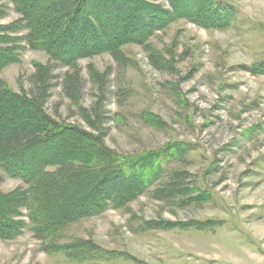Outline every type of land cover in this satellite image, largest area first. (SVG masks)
<instances>
[{
	"label": "rangeland",
	"instance_id": "obj_1",
	"mask_svg": "<svg viewBox=\"0 0 264 264\" xmlns=\"http://www.w3.org/2000/svg\"><path fill=\"white\" fill-rule=\"evenodd\" d=\"M57 1L47 0L46 5L54 8ZM151 1L169 8L167 0ZM213 2L226 15L225 28L206 29L178 19L149 39L165 61L164 69L150 65L147 51L133 44L123 48L130 63L121 74L108 53L78 61L86 81L84 107H90L95 92L87 66L112 70L104 147L125 167L139 160L158 166L159 178L187 170L192 194H205L202 203L177 208L171 215L143 195L128 205L130 212L108 208L71 223L61 232V241L87 243L81 261L44 251V243L30 230L27 210L20 209L15 220L26 226L12 240L0 239V264H264V75L248 70L264 62V0ZM4 5L1 25L20 19L11 4ZM48 60L45 51L24 47L17 62L0 70V80L15 93L29 91L35 65ZM66 70L54 68L59 78L45 111L57 123L97 136L62 95L60 77ZM119 90L130 91L122 103ZM173 147L182 151L176 150V158L167 155ZM19 187L26 188L0 171V193ZM159 213L175 222L211 223L214 229H142Z\"/></svg>",
	"mask_w": 264,
	"mask_h": 264
},
{
	"label": "trees",
	"instance_id": "obj_2",
	"mask_svg": "<svg viewBox=\"0 0 264 264\" xmlns=\"http://www.w3.org/2000/svg\"><path fill=\"white\" fill-rule=\"evenodd\" d=\"M167 1L169 8L151 0H58L52 8L46 5L47 0H0V20L6 15V3L20 15L9 25L0 24V70L17 62L24 47L43 50L49 56L46 64L35 65L28 79L29 91L15 93L0 80V171L26 186L0 193V239L12 240L21 235L26 224L15 217L19 216L18 210L25 209L30 230L44 243V251L81 261L88 253L87 243L61 241V232L71 223L108 208L130 212L128 205L143 195L171 215L177 208L202 203L205 194H192V174L187 170H174L159 178L158 166L139 160L125 167L104 147L111 68L99 72L93 65L87 66L95 92L90 107L80 104L86 81L79 60L108 53L121 74L130 63L123 48L133 44L147 51L150 65L161 70L165 61L148 41L168 23L184 19L206 29L227 25L226 15L217 9L214 0ZM86 3L93 6L86 8ZM21 32L24 35L17 36ZM58 67L67 68L60 77L62 95L76 106L79 116L97 136L74 124L57 123L46 113L44 106L57 86L59 77L53 71ZM248 70L264 75V62ZM116 94L122 103L130 91L119 90ZM176 150L181 151L173 147L169 152L173 153L167 155L176 158ZM150 157L157 160L159 156ZM142 227L149 231L214 229L211 223L175 222L161 218V213Z\"/></svg>",
	"mask_w": 264,
	"mask_h": 264
}]
</instances>
